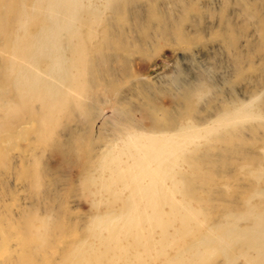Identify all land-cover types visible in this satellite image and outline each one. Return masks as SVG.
<instances>
[{
  "label": "bare ground",
  "instance_id": "bare-ground-1",
  "mask_svg": "<svg viewBox=\"0 0 264 264\" xmlns=\"http://www.w3.org/2000/svg\"><path fill=\"white\" fill-rule=\"evenodd\" d=\"M136 1L13 0L0 11V84L10 92L0 108V126L12 125V121L16 126L36 123L37 134L43 138L65 116L62 131L67 137L53 146L64 157L63 163L77 164L79 138L66 121L83 114L91 127L90 109L96 97L114 95L115 85L108 77H120L125 71L120 65L125 59L119 53L129 52L135 42L142 46L155 37L179 35V26L169 14L151 8L145 15L134 8ZM122 9L128 14L129 32L116 20ZM104 10L113 20L103 25ZM152 20L157 23L151 30ZM113 62L115 67L110 65ZM111 107L116 116L110 125L111 138L104 150L84 161L80 184L87 190L95 173L110 168L114 172L110 181L128 195L113 214L91 217L82 235L94 239L96 247L80 241L66 246L62 264H129L128 257L139 256V251L147 253L157 244L163 249L175 240L181 241L177 253L161 264H211L218 256L224 264L236 259L240 264H264V163L245 152L241 140L227 148L230 139L216 134L239 125L233 132L238 134L246 120L260 119V115L246 107L226 108L201 130L172 115L161 121L145 106L138 108V118L129 108L120 107L119 100ZM205 137L220 143L221 151L209 155L192 150L189 154V147H196ZM232 159L241 160L246 183L236 187L238 192L229 204H215L213 197H223L225 188L215 189L212 184L228 174L226 165ZM204 167L211 173L203 172ZM33 178L36 182L37 177ZM198 192L204 198H198ZM192 201L198 205L194 207ZM213 210L219 213L210 219ZM173 221L179 225L170 234ZM156 229L157 241L153 238Z\"/></svg>",
  "mask_w": 264,
  "mask_h": 264
},
{
  "label": "rangeland",
  "instance_id": "rangeland-1",
  "mask_svg": "<svg viewBox=\"0 0 264 264\" xmlns=\"http://www.w3.org/2000/svg\"><path fill=\"white\" fill-rule=\"evenodd\" d=\"M11 1L0 0V11ZM135 5L145 15L151 8L169 14L179 26V35L173 32L163 39L155 37L142 46L135 42L129 52L119 53L125 59L120 64L125 71L120 77H108L115 85L114 95L96 97L90 109L91 127L83 114L66 121L79 138L77 164L63 163L64 157L53 146L67 137L62 131L65 116L59 118L52 134L43 138L37 134L36 123L16 126L12 121V125L0 126V264H58L63 260V249L78 245L77 241L96 247L94 239L83 238L84 229L93 215L113 214L128 191L110 181L114 176L110 168L95 173L88 189L82 190L80 171L84 161L104 150L111 138L110 125L116 118L111 105L116 100L137 118L140 106H145L161 121L172 115L201 130L213 124L224 109L246 107L260 119L246 120L238 134L233 132L239 125L219 129L216 134L230 139L227 148L241 140L242 149L264 163V0H137ZM127 15L122 9L116 17L124 24V32L130 31ZM112 20L104 10L103 25ZM156 23L152 20L151 30ZM1 37L0 33V44ZM96 89L102 90L99 86ZM9 98V89L0 84V108ZM221 146L205 137L196 147H189L188 153L214 155ZM241 165V160L232 159L226 165L228 174L215 179L212 187L225 188V193L221 198L214 196L213 203L229 204L238 192L236 187L244 186L246 173ZM202 171L211 173L205 167ZM33 177H37L36 182ZM196 195L204 198L205 194ZM218 213L213 210L208 216L214 219ZM178 225L173 221L169 233ZM158 234L159 230H154L155 241ZM175 241L163 249L157 244L147 253L138 250L139 256L128 257V262L161 264L177 253L181 241ZM215 259L211 264H224L222 257ZM240 263L236 259L229 264Z\"/></svg>",
  "mask_w": 264,
  "mask_h": 264
}]
</instances>
